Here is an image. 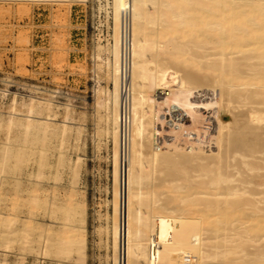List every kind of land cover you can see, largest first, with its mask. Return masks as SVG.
I'll use <instances>...</instances> for the list:
<instances>
[{
    "label": "bare ground",
    "instance_id": "1",
    "mask_svg": "<svg viewBox=\"0 0 264 264\" xmlns=\"http://www.w3.org/2000/svg\"><path fill=\"white\" fill-rule=\"evenodd\" d=\"M111 6V43L92 57L94 137L113 149L112 215L98 230L111 253L105 258L264 264V0ZM30 92L0 96L8 100L0 115V166L13 160L17 172L33 156L38 169L28 175L25 220L15 214L16 200L12 211L0 209V251L21 244L39 260L54 254L84 262L86 211L74 186L84 163L65 159V152L86 147L87 109L60 90ZM64 167L70 183L61 193ZM45 168L54 169L51 188Z\"/></svg>",
    "mask_w": 264,
    "mask_h": 264
},
{
    "label": "rangeland",
    "instance_id": "2",
    "mask_svg": "<svg viewBox=\"0 0 264 264\" xmlns=\"http://www.w3.org/2000/svg\"><path fill=\"white\" fill-rule=\"evenodd\" d=\"M111 3L112 0H86L71 4L0 0V85L23 81L31 87L60 90L61 94L72 98L74 106L87 109L86 147L78 152H65V159L75 163L79 158L84 163L74 186L78 199L84 201L86 211L87 223L83 230L85 261H73L71 258L64 261L54 254L39 260L38 256L22 251L21 244H14L10 252L0 251V261L2 255H6L7 264H19L21 258L24 264H112L110 259L105 258L107 253H111L100 243L98 230L101 223H106V213L112 215L113 149L104 138L99 141L94 137L92 122V104L97 87L92 57L97 49H104L107 42L111 43ZM100 85L110 91L113 89L104 81ZM7 101L0 99V115L2 105ZM2 138L0 134V147L3 145ZM47 164L53 167L55 157L49 158ZM14 166L13 160L0 166V209L12 211L9 205L16 200L18 205L14 211L18 220L23 221L28 211L27 204L23 202L24 192L33 183L28 175L37 174L38 169L33 156H28L17 172ZM67 171L65 167L60 171L61 193L70 183ZM42 172L49 177L45 187L55 186L49 175L54 169L45 168ZM16 183L19 186L16 187ZM35 220L40 224L45 221L42 216ZM13 228L20 230V223L14 224Z\"/></svg>",
    "mask_w": 264,
    "mask_h": 264
},
{
    "label": "built area",
    "instance_id": "3",
    "mask_svg": "<svg viewBox=\"0 0 264 264\" xmlns=\"http://www.w3.org/2000/svg\"><path fill=\"white\" fill-rule=\"evenodd\" d=\"M12 82V81H9ZM31 86L28 83L20 81L14 82L12 84L5 83L0 85V95H8L11 97L12 95L17 96L18 98H28L32 95L30 92Z\"/></svg>",
    "mask_w": 264,
    "mask_h": 264
}]
</instances>
